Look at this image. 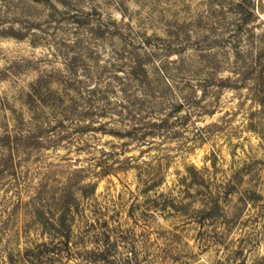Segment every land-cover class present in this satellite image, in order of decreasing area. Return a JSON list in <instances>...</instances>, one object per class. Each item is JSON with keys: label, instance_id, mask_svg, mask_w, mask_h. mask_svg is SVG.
<instances>
[{"label": "rangeland", "instance_id": "374dc122", "mask_svg": "<svg viewBox=\"0 0 264 264\" xmlns=\"http://www.w3.org/2000/svg\"><path fill=\"white\" fill-rule=\"evenodd\" d=\"M139 55L147 73L136 81ZM256 68L264 0H0V135L3 123L37 133L31 122L45 111V127L54 115L73 120H64L68 138L52 130L57 144L15 155L28 181L21 194L8 189L0 145V264H264ZM88 85L107 87L111 100L84 104ZM145 85L152 99H141ZM39 86L56 91L41 98L51 109L27 94ZM185 99L191 114L174 111ZM148 122L163 126L150 129L154 145L129 132ZM106 153L111 164L132 156V167L100 175L95 159ZM191 165L203 184L192 183ZM90 183L96 192L82 196ZM37 185L51 190L44 209ZM70 188L77 202L63 213Z\"/></svg>", "mask_w": 264, "mask_h": 264}, {"label": "trees", "instance_id": "16d2710c", "mask_svg": "<svg viewBox=\"0 0 264 264\" xmlns=\"http://www.w3.org/2000/svg\"><path fill=\"white\" fill-rule=\"evenodd\" d=\"M245 5V1H240L239 2V6L243 7ZM141 55V54H140ZM140 55L138 56L137 60H135V65L136 66V70L134 72H132V76L133 79L136 81H140V79L142 78V74L147 73L145 72V68H144V64L140 58ZM235 70L231 71L232 73H234ZM237 72V71H236ZM255 72V77L257 79V84H260L264 82V71H252V73L254 74ZM238 74H240V72H237ZM146 75V74H145ZM251 75V74H250ZM248 77V76H246ZM247 79V78H245ZM111 86V85H109ZM143 87V93L141 94V99L147 100V99H152V95L150 93L151 88H146L145 86ZM87 89V93L88 95L79 99V100H84L85 103H89L91 104L90 106L95 107L97 103H99V101H104V100H111V98H109V90L107 89V87H101V86H89L86 88ZM258 91L256 92L255 95V101L259 102L260 104L264 105V87L262 88V90L257 89ZM56 92L54 89L50 88H41V86L35 88V92L36 93H27L30 96V99L32 100V102H34L37 106V109L39 110H44L46 108H50L47 105L43 104L42 99L47 100L49 99V97L51 96V93ZM117 91V90H116ZM130 90H128V88H124L123 90L121 89L118 93H122L125 92L127 95V104L130 101ZM149 91V92H148ZM60 92V91H59ZM138 98V95L134 96ZM42 98V99H41ZM187 98V97H186ZM191 100V98H188ZM189 102V104L191 103L192 105V101L189 100H181L180 102H177L174 104L175 109L174 111H184L189 114H191V111L193 109V107L191 108V105H187V103ZM131 103H133V100H131ZM120 106L123 108V110H131L132 108V104L129 106H126V104H120ZM104 110V108H103ZM102 110V111H103ZM93 111V110H92ZM132 111V110H131ZM123 119H126V112L122 111L118 113ZM45 116V117H44ZM133 117H136V115H132ZM39 119L40 117L43 119H39L36 122L33 121L31 122L33 125L32 129H35L37 127L38 132H33V134H30L29 132L31 131H27L26 133H23L25 130H22L20 132H18L17 134H12V130H10L8 128L9 124L7 123H3L4 125H6V127H3V131L4 133L2 135H0V145L2 146V148L4 149V151L7 152V156L5 157V155H3L5 157V159L3 158V168H2V172L8 171L9 170V176L11 177V179L9 180V182H7L8 185V189L10 191H13L16 194H21L23 192V185H26V183H28L27 180L22 181V174L23 172H20L17 170L18 168V164L15 162L16 159L15 155L18 154V152L22 149V148H27V149H33L35 151H39L41 152L44 149H47L49 147V145H54L57 144L56 141L53 140V138L49 135V133L53 130L56 132L57 138H61V139H66L69 137V131H68V126L66 125V119L68 120H72L70 118V116L66 115H62V118H60V115H54L53 117L55 118L56 124L53 126H47L49 127L47 129L46 126V122L47 120H44L46 118V111L42 113V116H37ZM81 120V119H80ZM46 121V122H44ZM73 121V120H72ZM164 121V120H162ZM165 122H167L165 120ZM36 126V127H34ZM157 129L162 131L163 126L161 125H157L156 123H146L145 125H143L142 127L137 126V125H133L132 129L134 131H129L131 132H136V134H134V138L137 139L140 144H144V145H154L156 144L154 142V140H150L149 138L152 137V139H155V135H153L155 132H150L153 127H156ZM75 131L81 130L82 131V127L78 126V124L75 123ZM72 130V129H71ZM157 130V131H158ZM65 133V134H64ZM72 133V132H71ZM128 133L123 135L122 137H131L132 135ZM118 135H122L121 133H118ZM54 143V144H53ZM109 153H106L104 156L99 157L98 159H95L96 164H98L99 166H101V170L99 172L100 175H108L110 173H112L113 171H117L119 169H126L128 167H132V160L133 157H129L128 159H126L125 161L122 160H117L115 163L111 164V160H113L114 158H110L108 157ZM116 164L118 166H116ZM149 166V163H147L146 161H144L143 165L140 166V164H133V166L135 168H142L144 166ZM83 170V169H82ZM189 170V174L192 178V183H198V184H203L204 183V178L199 174V171L197 169V167L195 165H191L188 168ZM159 182V180H156ZM157 184V182L154 181V185ZM39 185L35 186V192L33 195V199L34 201L36 200V203H38L37 205H39L38 207L41 209L46 208L43 198L46 195V193L51 192V190L49 189L48 186H42L40 185V187H38ZM26 187V186H25ZM154 187L153 185L150 186L149 188ZM97 189V184L96 183H90L89 185L85 186L84 188H81V194L82 196H90L92 194H94L96 192ZM66 194V193H65ZM67 195V194H66ZM68 199L64 200L62 199V202L60 200L59 204H57V206L60 207V211L61 212H68V211H72V207L75 206L74 202H77V198H76V194L74 192V190H71V188L68 190ZM63 224L65 226H63V228H66V233L63 234L64 237L66 238L67 241L70 240L71 237V232H72V226L71 223H69V225H67V221L63 220ZM67 225V226H66Z\"/></svg>", "mask_w": 264, "mask_h": 264}]
</instances>
